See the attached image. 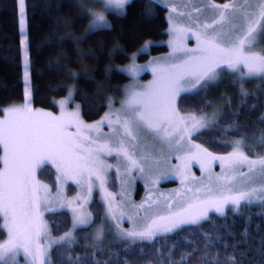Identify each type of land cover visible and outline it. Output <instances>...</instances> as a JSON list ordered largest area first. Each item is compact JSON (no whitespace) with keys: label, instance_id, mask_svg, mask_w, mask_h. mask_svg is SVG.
Here are the masks:
<instances>
[{"label":"rangeland","instance_id":"obj_1","mask_svg":"<svg viewBox=\"0 0 264 264\" xmlns=\"http://www.w3.org/2000/svg\"><path fill=\"white\" fill-rule=\"evenodd\" d=\"M156 1L166 8L168 35L164 43L167 45V50L150 54L146 58H140V53L148 52L153 43L159 42L147 40L136 51L132 52L127 62L117 66L129 78L122 86L123 91L120 97L115 101L110 98L103 114L92 121L84 120L78 108L79 120L82 122L79 126L71 122L67 116L68 113L77 111L78 106V103L72 97V85L69 86L64 96L55 99L56 111L34 107L31 103L30 80L26 85L24 78L25 48L22 42L26 36V18L23 11L24 31H21V6L19 3L18 25L21 36L23 98L21 101L4 107L0 112V120L6 118L7 110L14 107L22 108L27 104L33 113H51L56 117L63 116V122L66 125L65 131L74 142L70 146L71 152L67 158H48L45 163L35 167L33 175L30 177L38 197L39 220L47 225V234L42 233L38 238L33 237V240L34 244L38 243L42 248L47 249L46 263L49 260L53 246L58 243L75 242L74 233L76 229L87 226L94 220L90 203L95 195L101 203L102 211L99 224L97 223L98 226H92L89 229L90 232H88V241L93 243L151 240L128 237L122 235V233L133 230L143 231L150 225L161 229L156 235L166 233L162 228L172 220L187 218L205 209L208 216L210 212L216 211L214 205L220 204L225 198L237 197L241 193L249 195L241 201L239 206L233 205L230 201L225 203L223 205L224 211L228 207L238 209L244 202H264V165L259 163L250 165L247 162L231 163L227 159L224 161L213 160L194 147L200 145L202 149H207L214 157L228 158L232 157L234 151H237L239 142V152L247 156L249 161H259L264 159V146L259 147V144L264 141V135L257 136L254 127L237 126L233 129L225 127L224 135L226 136L223 138L219 136V140L223 145H220L219 149H214L210 147V143L206 144L195 138L193 139L192 135L197 132L192 133L190 136L185 135L181 131L183 124L177 119L173 120L172 125L167 122L161 123L158 132L143 126H133L131 136L125 133L122 124L116 123L115 115L110 117L111 123L105 119L110 110L113 113L122 115V108L130 98L131 92L144 91L143 86L149 85L155 79L151 70L153 61L159 59L163 62L167 59L169 63L179 64L191 56L201 55L199 51L174 53L173 41L177 36V33L173 32L174 28L185 30L181 34L183 36L182 46L185 49H199L201 45L193 33H222L226 39L235 42L245 35L252 21L259 20L260 23L256 25L251 40L245 45V55L264 56V19L259 16V6L264 3V0H226L223 2H214L213 0ZM80 2L87 7V10L103 12L108 25L110 22L106 15L107 11L121 12L123 10L114 6L105 10L104 4L96 2V0H80ZM224 4H229L230 7L223 9ZM214 5L219 7H214ZM88 13L90 15V12ZM221 13L224 16L222 21L220 20ZM92 20L93 17L90 15L86 32L89 31ZM205 25L210 27L205 28ZM133 57L135 58V64L140 68L136 75L127 71L129 65L133 63ZM216 71L218 79L212 83L227 79V92L232 88H236L237 93H241L247 89V82L259 89V82L264 81V74L247 75L248 70L242 64L233 70L221 62ZM182 86L190 87L187 83H183ZM194 91L196 90L184 91L176 97L175 108L178 116L195 115L198 118L204 117L207 126L203 129L217 127L219 108L215 107V101L209 99L210 105L202 113L183 112L179 109V96L182 93ZM65 100L68 103L62 106L61 101ZM102 120L104 121L103 124L100 123ZM261 121L264 123V117H261ZM184 123L190 125L191 121H185ZM176 125H179V127H176ZM164 129H168L171 135H168ZM229 130H234L239 134L229 136V134H226ZM182 135L184 139H180ZM0 148V158H2L4 156L3 146L0 145ZM77 158H86L89 168L100 171L103 178V187H101V181L96 178L94 173L89 181L88 173H82L78 168V163L82 164L84 160L80 159L78 161ZM232 159L236 158L232 157ZM133 160L136 162L135 165L132 164ZM0 163V171H3L2 159H0ZM44 165L51 166L54 169L55 180L53 183L37 175L38 169ZM169 181L173 182L168 183ZM137 182L142 185V193L139 198L134 197ZM165 182L168 184H164ZM89 183L91 184V191H89ZM55 210H64L69 216V227L60 233H52L45 218L46 212ZM77 216L86 217L89 223L74 226ZM0 218L3 232L0 244H3L9 240L10 235L8 229L4 226L6 224L5 218L3 216H0ZM182 225L184 224L180 226ZM98 230H102L100 239H97ZM66 233L71 235L61 241L60 238L64 237ZM52 241L59 242L51 243ZM7 264H32V257L26 256L21 251L14 259H8Z\"/></svg>","mask_w":264,"mask_h":264},{"label":"trees","instance_id":"obj_2","mask_svg":"<svg viewBox=\"0 0 264 264\" xmlns=\"http://www.w3.org/2000/svg\"><path fill=\"white\" fill-rule=\"evenodd\" d=\"M19 3L0 0V112L23 98ZM80 5V0H24L31 103L56 111L55 99L64 96L72 85L81 117L92 121L103 114L110 98L115 101L120 97L129 79L118 65L127 62L147 40L162 43H153L148 52L139 54L140 58L167 50L168 21L166 8L156 0H129L121 12L107 11L110 27L86 32L90 15L87 7ZM57 65L60 70L53 71ZM226 81L182 93L178 98L183 112L202 113L209 107V99L215 101L219 108L217 127L192 135L214 149L223 145L219 136H226L225 127H254L257 136L264 135V81L259 82V89L247 82V89L241 93L236 88L227 92ZM226 134L239 133L229 130ZM263 146L264 141L259 144ZM54 173L51 166L44 165L37 175L53 183ZM141 193L142 185L137 182L134 197ZM90 207L94 220L76 229L75 242L53 246L46 264H264V202H244L238 209L228 207L223 214L212 211L196 224H184L148 241L124 243L88 241L89 229L98 226L102 211L96 195ZM45 218L52 233L69 227L64 210L48 211Z\"/></svg>","mask_w":264,"mask_h":264},{"label":"snow or ice","instance_id":"obj_3","mask_svg":"<svg viewBox=\"0 0 264 264\" xmlns=\"http://www.w3.org/2000/svg\"><path fill=\"white\" fill-rule=\"evenodd\" d=\"M96 2L103 3L105 10H107L113 6L123 9L129 0H96ZM23 4L24 0H20L21 31H24ZM80 7L83 8V5H80ZM214 7L219 6L214 5ZM222 7L223 9H228L230 5L224 4ZM173 10L175 11V9ZM85 11L90 12L93 17L92 24L89 25L90 32L97 27H110L103 12ZM259 16L264 19V3L259 6ZM220 20H224L223 13H221ZM259 23V20L252 21L245 35L235 42L226 39L222 33H193L201 45L199 49H185L182 46L183 36L181 35L185 30L174 28L173 32L177 33V36L173 41V52L199 51L201 55L191 56L179 64L169 63L167 59L163 62L159 59L153 61L151 70L155 79L149 85L143 86L144 91L131 92L130 98L124 103L122 108V115L113 113L110 110L106 114L105 119L111 123L110 117L115 115L116 123L122 124L125 133L129 136L132 135L131 129L133 126H143L158 132L161 123L167 122L172 125L174 119L179 120L183 124L181 131L185 135L190 136L192 133L200 131L207 126L206 119L204 117L198 118L195 115L179 117L175 108L176 97L184 91L196 90L197 88L206 89L218 79L216 69L221 62L233 70L242 64L247 68V75L250 76L264 74V56L245 55V45L251 40L256 30V25ZM204 27L208 28L210 26L205 25ZM22 43L25 48L24 78L27 85L29 82V61L26 36ZM52 70L59 71L60 69L57 65L53 66ZM139 70L140 68L135 64V58L133 57V63L129 65L127 71L136 75ZM69 75L75 76L76 73L70 72ZM183 83L189 84L190 87H183ZM66 103H68L67 100L61 101L62 106ZM78 108L79 106H77V111L68 113L67 116L71 122L79 126L82 122L79 120ZM63 121V116L56 117L51 113H33L27 104L22 108L14 107L7 110L6 118L0 120V145L3 146L4 150V156L0 158L4 165V170L0 171V216L5 218L6 224L4 226L8 229L10 235L6 243L0 244V264H7L8 259H14L21 251L26 256L32 257V264H46L47 249L42 248L38 243L34 244L33 240V237L38 238L42 233L47 234V225L39 220L38 197L30 177L33 175L35 167L45 163L48 158L60 157L65 159L71 152L70 146L74 142L65 131L66 125ZM185 121H191V124L184 123ZM100 123L103 124L104 121L102 120ZM176 127H179V125H176ZM164 131L171 135L168 129H164ZM180 139H184V136L182 135ZM194 147L213 160L224 161L227 159L231 163L247 162L250 165L256 163L264 165V159L249 161L247 156L239 152V142L237 151L232 154V157L236 159H232V157H214L207 149H202L200 145H195ZM125 154L127 155V153ZM80 159L84 160L82 164L78 163V168L81 172L88 173L89 181L94 173L96 178L101 181V187H103V178L100 175V171L89 168L86 158H77L78 161ZM135 163L133 160L132 164L135 165ZM89 191H91L90 183ZM248 195L241 193L237 197L225 198L220 204L214 205L215 210L223 214V205L225 203L230 201L233 205L239 206L241 201L246 199ZM206 216L207 210L205 209L196 215L172 220L164 225L162 230L171 232L180 227L181 224H196ZM88 223L89 221L86 217L77 216L74 226ZM160 230L159 227L150 225L143 231L133 230L122 233V235L140 239H152ZM101 231L98 230L97 239H100ZM70 235V233H66L60 240H65ZM58 242L52 241L51 243ZM229 259L233 260L232 257Z\"/></svg>","mask_w":264,"mask_h":264}]
</instances>
